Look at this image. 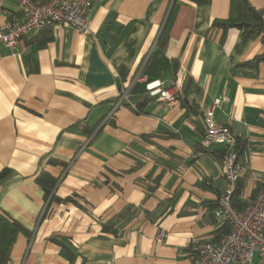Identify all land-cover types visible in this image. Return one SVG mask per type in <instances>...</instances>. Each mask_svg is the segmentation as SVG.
Returning a JSON list of instances; mask_svg holds the SVG:
<instances>
[{
    "label": "crops",
    "instance_id": "crops-1",
    "mask_svg": "<svg viewBox=\"0 0 264 264\" xmlns=\"http://www.w3.org/2000/svg\"><path fill=\"white\" fill-rule=\"evenodd\" d=\"M240 3L91 0L87 32L50 25L14 47L0 44V172L8 171L0 213L27 229L8 264H194L196 243L214 241L221 225L213 209L225 187L223 151L203 145L201 123L221 94L214 117L236 136L246 166L240 198L254 199L264 183V61L243 63L264 43L211 27L236 18ZM19 15L6 0L0 26ZM137 73L146 81L113 108ZM155 80L175 86L178 101L151 96L146 83ZM40 171L59 178L55 195L76 204L52 202L41 217ZM108 221L113 232L101 229Z\"/></svg>",
    "mask_w": 264,
    "mask_h": 264
},
{
    "label": "built area",
    "instance_id": "built-area-1",
    "mask_svg": "<svg viewBox=\"0 0 264 264\" xmlns=\"http://www.w3.org/2000/svg\"><path fill=\"white\" fill-rule=\"evenodd\" d=\"M5 1L0 0V13L4 12ZM13 1L20 15L0 26V44L5 46L14 47L24 36L36 34L50 25H67L81 32H87L89 28L91 0ZM136 81H146V78L137 73L127 85L121 87L113 108L127 100L129 90ZM146 88L151 96H156L167 105L178 101L175 86L165 87L162 81L155 80L148 81ZM226 100L224 94L215 97L210 107L203 111L201 123L204 129L203 145L214 143L222 147L221 175L225 187L217 198L213 215L218 221L228 222L231 231L222 235L219 242H197L194 264H264V187L239 211L231 203L246 166L237 153L236 136L227 125L218 123L214 117L215 109ZM161 238L162 233L157 236V239Z\"/></svg>",
    "mask_w": 264,
    "mask_h": 264
},
{
    "label": "trees",
    "instance_id": "trees-1",
    "mask_svg": "<svg viewBox=\"0 0 264 264\" xmlns=\"http://www.w3.org/2000/svg\"><path fill=\"white\" fill-rule=\"evenodd\" d=\"M35 1V0H33ZM36 2V1H35ZM218 26L221 27L223 32L228 28L236 27L241 32V38L243 42L248 40L251 36H256L260 38V41L264 43V8L257 9L253 7L250 3V0H241L239 4V14L236 18L232 19H216L212 22L211 27ZM50 39L47 37L46 40ZM45 40V41H46ZM167 34L165 29H161L156 45L159 48H163L166 44ZM264 61V51L250 60L244 62L243 64L249 66H257L260 62ZM176 67V62L173 61V68ZM179 99V98H178ZM148 99H143L139 105L145 104ZM188 111H191V107L185 101L182 103ZM237 153L239 155V149L237 148ZM52 164H61V162L56 160L50 161ZM8 173L7 170H2L0 172V180ZM59 178L52 176L47 171H40L36 178L35 182L41 187L43 191V200L45 203L44 210L41 214V217H44L47 213L49 206L52 202H76L71 197L59 198L55 195V187ZM264 187L263 184H258L255 188V193ZM242 191V184L239 182L233 195L231 197V203L235 210L239 211L247 206V203L240 198V193ZM112 221H108L102 224V231H111L113 232ZM231 231V225L223 221L221 222L220 227L214 231V242H219L222 235L227 234ZM21 233H27V229L19 223L17 220L10 218L5 213H0V264H8L10 259V249L15 241L16 237ZM52 240L57 241L55 237L51 238ZM69 261H71V256Z\"/></svg>",
    "mask_w": 264,
    "mask_h": 264
}]
</instances>
